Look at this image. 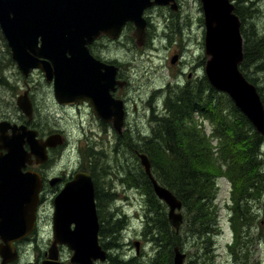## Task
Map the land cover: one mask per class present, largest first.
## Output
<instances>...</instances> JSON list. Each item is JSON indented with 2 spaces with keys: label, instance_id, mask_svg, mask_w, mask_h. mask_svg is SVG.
Segmentation results:
<instances>
[{
  "label": "rangeland",
  "instance_id": "1",
  "mask_svg": "<svg viewBox=\"0 0 264 264\" xmlns=\"http://www.w3.org/2000/svg\"><path fill=\"white\" fill-rule=\"evenodd\" d=\"M230 1L233 2L237 11L241 9L239 5L241 0ZM242 1L244 4L249 3L250 10L259 7V12H254L252 20L255 23L263 22L262 27H264V0H253L255 4L251 2L252 0ZM176 2L178 4L176 12L166 6H157L163 8L161 16H165L168 23L171 22L168 28L170 29L168 43L166 40L163 43L167 46H163L161 51L152 48L143 51V48L136 47L131 35L134 29L132 23L122 29L118 39L112 41L104 39L98 43L100 55L103 58L117 60L123 65L128 76L129 85L126 88V94L130 98L131 108L126 118V129L122 131V135L117 134L112 126L101 122L88 109L54 110L51 106L47 109L45 106L47 100L43 98L42 91L48 90L49 83L45 82L42 72L35 69L24 78L12 60L9 49H5L4 44L2 45L1 39L0 120L5 119L17 124L30 121L19 108L12 105V101L15 104L16 96L22 93L26 86L28 90L32 87L31 96L35 110L28 125L38 130L41 136L47 135L54 129L57 130L53 132L60 131L64 136V141L50 151L45 167L48 173L68 174L76 167V170L90 172L94 181V156L91 151H97L94 170L100 174L98 178L96 177V183L97 186L100 185L104 190L113 193V199L105 202L102 207L96 206V212L98 215V210L102 208V213L109 212L113 219L122 216V225L119 227L115 242L121 245L125 260L136 258L143 264H167L168 247L173 244L172 249L173 246H177L185 254L184 264H236L235 262L264 264V151L259 157L255 173L250 171L236 173L233 165L246 168L243 151L247 143L243 142L244 140L236 143L233 136L221 138L226 140L225 149L231 150V154L217 155L220 165L213 176L215 194L213 200L207 205L212 207L211 231L203 235L202 240L199 237L198 241L192 237L188 238L189 233L186 231L184 222L186 214L181 208L184 220L178 230L179 236L171 237L170 243L168 235L166 236V252H157L159 243L152 241L150 234L146 233L148 231L146 217L154 213L147 210V196L140 189L143 167L134 149L142 148L147 136L158 132L155 124L158 118L166 116L167 113L163 112L162 104L170 95L176 96L179 90L182 91L185 87H189L188 85H192L190 87L193 89L198 86L201 94L204 93L202 82V77L205 76L203 71L204 25L201 5L199 0H176ZM151 12L159 14L158 9ZM236 15L239 17L238 13ZM240 22V33L244 40L241 19ZM157 25L161 27L162 23ZM151 35L152 28H150L149 37ZM116 44L121 45L123 49H117ZM166 54H168V60L165 58ZM175 54H180L181 57L178 56L177 61L172 64L170 58ZM253 66L254 64L248 67L247 73L256 76L260 85L264 84V74L254 70ZM179 68L187 70L179 75ZM177 76L180 79L179 82L176 81ZM159 88L160 92L155 93ZM156 95L159 97L155 99ZM49 101L52 100L49 99ZM201 102L204 103V100L202 99ZM134 103L137 105V110H134L132 106ZM194 119L203 130L210 131L208 124L210 122H202L197 115H194ZM260 148L264 150V140ZM255 150H251L248 156L254 154ZM228 172L231 174L230 181L226 179L229 177L226 175ZM135 179L137 182L134 184ZM47 197L54 198L51 192ZM163 205L167 215L168 207L164 203ZM52 208L53 201L51 202L48 198L41 203L38 208V230L26 239L18 241L16 245L14 244L18 249L19 258L10 264H27V262L37 264L35 262L39 254L48 248L50 244L48 240H52L50 234ZM117 210L125 216L118 215ZM169 226L174 229L170 224ZM122 227L125 229L120 231ZM104 235L105 239L99 235L98 231L99 244H108L109 239L117 236L110 232ZM133 240L144 241L140 255L135 252ZM186 240L190 243L202 244V248L197 250L194 246H188L185 243ZM162 242L164 243V239ZM111 244L112 241L106 246L108 249L105 247L107 255ZM71 254L72 252L64 245L60 250L59 258L68 263ZM95 264H109V260L96 261Z\"/></svg>",
  "mask_w": 264,
  "mask_h": 264
},
{
  "label": "water",
  "instance_id": "2",
  "mask_svg": "<svg viewBox=\"0 0 264 264\" xmlns=\"http://www.w3.org/2000/svg\"><path fill=\"white\" fill-rule=\"evenodd\" d=\"M199 2L205 29L204 75L264 136L262 100L255 85L239 69L243 41L234 4L230 0ZM167 3L177 9L175 0H0V30L24 78L31 70L39 69L46 81L52 82L59 103L89 101L94 115L121 133L124 104L114 99L111 91L115 83L122 85L124 81L115 80L116 67L94 58L88 45L101 35L116 38L127 21L135 26L132 35L136 45H142L144 9ZM15 102L29 121L32 103L28 90ZM61 142L58 133L42 138L25 124L0 121V264L16 259L13 243L27 237L36 225L41 179L37 172L23 168L46 162L47 149ZM137 156L155 195L168 207L169 223L177 230L182 222L181 201L156 181L147 156ZM51 227L53 240L47 258L40 264H68L59 259L58 245L72 252L70 264H95L106 259V251L98 241L94 185L88 172H76L55 195ZM184 257L174 246L173 264H184Z\"/></svg>",
  "mask_w": 264,
  "mask_h": 264
},
{
  "label": "trees",
  "instance_id": "3",
  "mask_svg": "<svg viewBox=\"0 0 264 264\" xmlns=\"http://www.w3.org/2000/svg\"><path fill=\"white\" fill-rule=\"evenodd\" d=\"M251 2L254 3L253 0ZM248 4H244L241 0L239 4L241 9L239 11L234 9V12L239 14V18L242 21L241 32L244 36L243 61L239 69L256 86L264 106V84L260 85V81L256 76L247 73L248 67L254 64V70L264 74L262 72L264 71L262 68L264 67V27H262L263 22L255 23L252 20L254 12H259V7H255V10H250ZM0 39L3 40L2 45L4 44L5 49H8L1 33ZM202 82L203 95L200 87L197 86L196 89H193L190 87L192 85H188L189 87H185L182 91L179 90L175 94L176 96L172 97L170 95L168 98V110H165V113L167 112L166 116L158 118L155 124L158 132L150 133L145 139L143 147L138 150L147 155L151 164V172L155 179L174 193L181 201L182 208L186 214V219L183 220L186 231L189 233L187 236L188 238L192 237L196 241H198V237L202 240V236L211 231L212 207H207V205L213 200L215 194L213 176L220 165L214 140L233 136V140L236 143L240 140H244L243 142L247 143V147L243 151L246 168L232 166L236 173L242 174L249 171L255 173L259 157L261 156L259 147L264 139L263 136L253 129L249 120L238 110L228 95L214 89L205 76L202 77ZM202 99L204 103L201 102ZM12 105L14 106L13 101ZM194 115L199 116L202 122H210L208 123L210 131L207 132L198 126ZM220 143L221 141L218 142V146H220ZM223 147H225V143ZM253 149H256L255 153L249 157L248 155ZM225 151H222L223 155L226 153L227 155L231 154V150ZM91 153L94 156L93 177L95 176V178L93 182L95 185L96 206L98 208L99 205L102 207L105 202L111 201L113 193L104 190L100 185L97 186L96 177L98 178L100 174L94 170L97 151H91ZM218 156H220V153ZM142 173L140 189L147 196V210L154 213V215L146 217L145 222L148 229L146 233L150 234L152 241L159 243L157 252H166V236L168 235V242L170 243V238L179 236V231L170 228L163 203L153 193L151 183L143 170ZM226 175L231 178L229 172ZM136 182L135 179L134 184ZM102 212V208L98 210L100 219L99 235L105 239L104 234L106 232L107 234L109 232L114 235L117 234L116 238L108 240L109 242L112 241L109 247L110 252L107 255L109 264H143L137 261L136 258L129 260L122 258V247L115 242L119 234V227L122 225V216L113 219L112 214H109V212L105 214ZM117 214L125 216V214L119 213L118 210ZM163 239L164 243L162 242ZM185 243L188 246L196 247L197 250L202 248V244L190 243L188 240ZM100 244L104 249L108 245L105 243ZM172 245L168 247V264H173Z\"/></svg>",
  "mask_w": 264,
  "mask_h": 264
},
{
  "label": "flooded vegetation",
  "instance_id": "4",
  "mask_svg": "<svg viewBox=\"0 0 264 264\" xmlns=\"http://www.w3.org/2000/svg\"><path fill=\"white\" fill-rule=\"evenodd\" d=\"M157 6H166V7L170 8V5H168V3H167L165 5H153L150 8L148 7V8L145 9L144 14H143L144 18L146 19L145 41L143 43V46H137L135 44V40H134V44L138 48H143V49L152 48V49L161 51L163 49V46H167L166 44H163V43L165 42V40H166V43H168V33L170 31V29L168 30V28H169V25L171 24V22L168 23V19H166V17L163 16V15L161 16L163 8L162 7H157ZM156 9L159 10V14H154V13L151 12V10H156ZM167 17H168V13H167ZM129 23H132V22H130V21L125 22L124 25L122 26V29L126 25H128ZM160 23H162V26L158 27L157 24H160ZM132 25H133V23H132ZM150 28H152L151 37H149ZM122 29H121L119 35L116 38H114V39L108 37L107 35H101L100 37L96 38L92 43H90L88 45V51L94 58L100 60L102 63H105L106 65H113L114 67H116V71H115V75H114L115 80L124 81V83H122V85H120L119 83H115L113 85L114 89L111 91L112 97L114 99L122 100V102L124 104V109H125L124 110V126H123V130H124V129H126V125H127L126 118H127L128 112H129V110L131 108V103H129L130 98L126 94V88L129 85L128 84V80H127L128 76L126 75V70L123 68V65L120 64L117 60L109 59V58L108 59L107 58H103V56L100 55L99 46H98V43L100 41L104 40V39L105 40L109 39L111 41L118 39L120 37V35H121ZM132 32H133V30L131 31V35H132ZM132 37H133V35H132ZM156 40H158V42ZM148 41H149V45H147ZM115 47H117V49H120V50L123 49V47L121 45H118V44H116ZM166 55H165L166 56L165 58H166V60H168V54H166ZM178 56H180V54H176V57H178ZM186 70L187 69L179 68V75L184 74ZM176 80L179 82L180 79H179L178 76L176 77ZM31 90H32V87L29 88V98L31 100L32 108H33V111H34L35 110V104H34V101L32 99V96H31ZM159 92H160V88L155 91V93H159ZM42 93L44 95L43 98L45 97V99L47 100V102L45 103V106H46L47 109L49 108V106H51L54 110L55 109H60V110H77V111H79V110L88 109V110H90L92 112V107L89 104V101H82L81 103H70V104H60V103H58L55 100V98H54L51 83H49L48 90L47 91H42ZM157 97H159V95H156L155 99ZM49 99H51L52 101H49ZM132 106H133L134 110H137V105L135 103ZM162 106L164 108L163 112H165L166 109L168 110V98L162 104ZM92 114L94 115L93 112H92ZM100 121L102 122L103 120L100 119ZM100 121H99V123H101ZM103 122L108 124V125H110V126H112V124L110 122H106V121H103ZM54 130L56 131L57 129H54ZM54 130L50 131L47 135L52 134V133H60V131L59 132H53ZM60 134H62V133H60ZM47 135L43 134L42 136H47ZM39 136H41V135H39ZM55 148L48 149L49 155H50V151L52 149H55ZM135 150L136 149H134V152H135ZM46 166H47V162L44 163V164H39V165H34L33 164L31 166V168L33 170H35L39 174L40 179H41V188H40V192H39V200H38L39 205H38V208L41 206V203L45 202V200L47 198L51 202L53 201L52 197H47L49 192H51L53 197H54L60 191V189L64 186V184L68 180H70L76 172L84 171V170H76V167H75L74 170H72L68 174H64V173L56 174L55 172L48 173L45 170ZM53 180H54V183H52ZM37 217H38V214H37ZM37 230H38V228L36 226L35 231H37ZM50 234H51V227H50ZM50 240H48L49 243H50ZM143 243H144L143 240H136L135 242L134 241L132 242V244H135V252H136V254H138V255L141 254V250L143 248ZM63 246L64 245H59V247H58L59 248V252H60V250L62 249ZM16 249H17V247H16ZM46 249H44L39 254V257L37 258V261L35 263L39 264L41 260L46 258ZM106 255H107V253H106ZM18 258H19V252H18ZM18 258H17V260H18ZM235 263L238 264V262H235ZM167 264H168V262H167Z\"/></svg>",
  "mask_w": 264,
  "mask_h": 264
},
{
  "label": "bare ground",
  "instance_id": "5",
  "mask_svg": "<svg viewBox=\"0 0 264 264\" xmlns=\"http://www.w3.org/2000/svg\"><path fill=\"white\" fill-rule=\"evenodd\" d=\"M162 94V93H161ZM163 95H164V93H163ZM166 108V107H165ZM167 110V109H166ZM148 132V131H147ZM151 136V135H150ZM122 147V146H121ZM127 147V146H126ZM256 148V147H255ZM129 153V152H128ZM248 181H249V179H248ZM111 208V207H110ZM123 229H125V227H122L121 229H120V231L121 230H123ZM134 242L136 241V240H133ZM132 241V242H133ZM134 245V247H135V244H133ZM59 247V246H58ZM112 247V246H111ZM118 248V247H117ZM121 249V248H120ZM114 250H115V248H114ZM58 251H59V248H58ZM117 251V250H116ZM109 252H110V249H109ZM115 253V252H114ZM59 254H60V252H59ZM122 254V258L125 260V257H124V253H121ZM119 255H120V253H119ZM70 258V257H69ZM107 260H108V258H107ZM127 260V259H126ZM68 262H69V259H68ZM145 262V261H144ZM143 263V262H142Z\"/></svg>",
  "mask_w": 264,
  "mask_h": 264
}]
</instances>
